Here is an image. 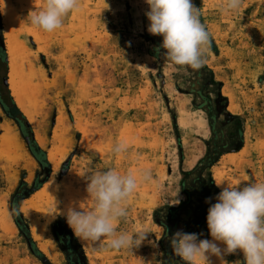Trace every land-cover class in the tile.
<instances>
[{
    "label": "rangeland",
    "instance_id": "rangeland-1",
    "mask_svg": "<svg viewBox=\"0 0 264 264\" xmlns=\"http://www.w3.org/2000/svg\"><path fill=\"white\" fill-rule=\"evenodd\" d=\"M4 1L10 19L0 1V98L12 107L14 98L5 82L9 72L5 28L11 24L10 33L22 44L24 57L36 73L33 82L41 90L32 97L31 118L20 110L28 123L23 128L0 105V137L3 125L12 124L35 165L28 169L11 164L6 169V164H0V198H6L13 228L12 236L0 229V264H52L32 236V217L45 226L48 242L61 256L60 264H109L124 259L179 264L166 258L165 229L154 215L161 211L158 216L167 219L164 209L178 207L185 199L182 172L192 171L206 154L212 137L207 110H217L218 92L227 99V111L243 120L245 145L213 168L216 183L264 182V0H243L239 11L227 13L221 10L224 0H193L211 39L199 70L165 61L162 37L147 31L145 0H79V10L51 33L27 19L44 0ZM211 76L220 87L209 85ZM22 132L33 135L45 151L51 166L48 177ZM121 141L128 150L116 156L113 148ZM110 168L151 173L152 181L140 182L128 199L127 219L117 227L129 233L147 231L138 247L116 251L106 239H78L63 214L81 202L91 208L87 177ZM38 173L45 183L20 209L33 244L14 220L11 198L23 180L32 189ZM192 215V209L184 212L181 221ZM62 246L77 263L68 261ZM224 259L228 264H244L240 252ZM214 264H219L216 258Z\"/></svg>",
    "mask_w": 264,
    "mask_h": 264
},
{
    "label": "clouds",
    "instance_id": "clouds-1",
    "mask_svg": "<svg viewBox=\"0 0 264 264\" xmlns=\"http://www.w3.org/2000/svg\"><path fill=\"white\" fill-rule=\"evenodd\" d=\"M145 3L147 31L162 37L160 47L165 50V61L172 66L199 70L205 63L211 39L193 0H145ZM242 5L243 0H224L221 10L237 12ZM79 7V0H44L42 7L31 10L27 19L35 28L51 33L61 29L64 19ZM127 150L128 144L121 141L114 146L113 153L120 156ZM86 181L92 207L81 202L70 205L63 213L73 234L84 241L106 239L116 251L140 246L149 234L147 231L129 233L118 231L117 227L127 219V201L138 184L152 181L150 171L96 170ZM217 187L222 190L207 213L211 240L201 239L202 233L177 231L171 237L174 255L182 264H214L213 257L219 264H228L224 257L240 252L244 264H264V182L226 183Z\"/></svg>",
    "mask_w": 264,
    "mask_h": 264
},
{
    "label": "trees",
    "instance_id": "trees-1",
    "mask_svg": "<svg viewBox=\"0 0 264 264\" xmlns=\"http://www.w3.org/2000/svg\"><path fill=\"white\" fill-rule=\"evenodd\" d=\"M208 81L209 85L221 86V83L217 82L213 76H211V79H208ZM11 100L12 107H8L0 98V105L7 116L14 120L20 127L23 126V123L28 124L19 107L13 99ZM215 103L217 110H212L211 108L207 110L212 137L211 140L206 143V154L192 171L182 172L180 187L181 193L185 199L181 201L178 207H166L164 209L167 219L164 220L158 216L161 211L156 212L154 215L155 222L165 229L163 248L166 258L174 260L179 264H182V261L174 255L171 246V237L177 231H183L186 233H202L201 239H210L209 230L207 228L208 208L211 204L216 203L215 197L218 196L222 190L220 187H217L212 170L224 156L238 153L245 145L244 123L241 117L227 111V99L223 97L220 92L217 93V100ZM221 116L225 117L224 121L220 120ZM23 134L30 145L31 154L36 159L40 168L45 171L46 177H48L51 166L45 151L35 143L33 135L30 137L25 132ZM41 175V173H38L36 176L32 189H30L29 185L23 180L11 198V209L14 220L22 232L26 231L28 240L33 244L34 242L30 235L29 226L25 223L20 209L23 201L42 188L45 181H40ZM209 199L211 203H206V200ZM190 209L193 211L192 217L188 221L182 222L181 215ZM75 246L82 252V247L77 241ZM62 249L70 263H77L66 248L62 246ZM38 254L44 257L40 251ZM45 260L47 261V259Z\"/></svg>",
    "mask_w": 264,
    "mask_h": 264
},
{
    "label": "bare ground",
    "instance_id": "bare-ground-1",
    "mask_svg": "<svg viewBox=\"0 0 264 264\" xmlns=\"http://www.w3.org/2000/svg\"><path fill=\"white\" fill-rule=\"evenodd\" d=\"M0 1L2 5V11L4 15L6 16V18L8 19L9 15L7 11V4H5L4 0H0ZM13 20H11V22H13ZM4 21L6 22L5 19ZM16 23L17 22H14L15 26H16ZM9 24L11 23L9 22ZM6 26H7V23H6ZM9 26H12V24ZM8 27L5 28L6 29L5 35L8 39L6 48H7L8 63H9L8 64L9 91L11 92V95L14 98L19 109L24 113L26 117L31 118L29 109L31 107L32 97L37 94L38 89H40L39 88L40 84H38L39 86L37 85V83L34 84L33 81H34V77L36 74V73L34 74L35 72V70L33 69L34 67L30 65V63L28 62V58L26 60V58L24 57V54H23L24 50L22 52L23 48L21 47L22 44L20 42L17 43L16 42L17 39L15 40L16 37L13 36V33L12 34L10 33V30L13 31L12 29H14V27L12 29H10V27L8 29ZM33 31H36V30H33ZM35 35H36V32H35ZM19 43L21 44V46H19L20 45ZM40 90H39V93H40ZM2 132L3 134L0 137V164H6L7 166L6 169H9L11 164H22V165H25L26 168L32 169L33 166H35L33 163L34 161H32V159L30 158L29 152L24 148L23 146L24 142L22 144V142L20 141V138H19L20 133L18 134L14 126H12V124H9V123H6L5 125H3ZM68 194H70V192H68ZM58 212H59V208H58ZM0 229L3 231L4 234L8 236H12L13 228H12V224L10 221V215H9L5 196H2L0 198ZM31 233H32L33 238L40 243V249L44 253V255L49 259V261L52 264H60L61 256L56 251L55 247H53L51 243L48 242L47 230L45 226H41V224L38 223V221H36L35 218L33 217L31 218ZM212 259L214 261L215 257H213ZM104 262H107V260H104ZM108 263L109 264H143L142 262H139L134 259L132 260L124 259L122 261L120 260L118 263H115V262L113 263L108 262Z\"/></svg>",
    "mask_w": 264,
    "mask_h": 264
},
{
    "label": "water",
    "instance_id": "water-1",
    "mask_svg": "<svg viewBox=\"0 0 264 264\" xmlns=\"http://www.w3.org/2000/svg\"><path fill=\"white\" fill-rule=\"evenodd\" d=\"M5 82L8 83V79H6Z\"/></svg>",
    "mask_w": 264,
    "mask_h": 264
}]
</instances>
